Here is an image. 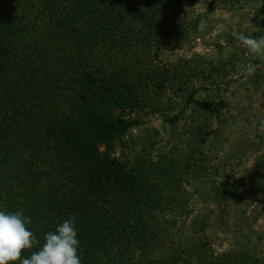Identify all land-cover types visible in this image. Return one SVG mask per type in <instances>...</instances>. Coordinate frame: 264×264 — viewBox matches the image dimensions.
<instances>
[{
  "label": "trees",
  "instance_id": "1",
  "mask_svg": "<svg viewBox=\"0 0 264 264\" xmlns=\"http://www.w3.org/2000/svg\"><path fill=\"white\" fill-rule=\"evenodd\" d=\"M148 1L0 0V210L23 209L30 218L26 226L39 244L23 258L75 217L82 264H134L141 253L146 264H185L193 257L201 263L192 264H259L239 251L217 253L201 243L205 237L186 243L170 222L157 224L151 202L140 216L145 181L100 147H113L130 125L115 111L139 104L124 68L131 55L124 47L126 12ZM107 17L121 25L118 31L102 25ZM55 84L60 91L52 90ZM119 196L138 198L129 205L133 211L117 203ZM152 243L155 250L167 245L156 258L148 257Z\"/></svg>",
  "mask_w": 264,
  "mask_h": 264
},
{
  "label": "rangeland",
  "instance_id": "2",
  "mask_svg": "<svg viewBox=\"0 0 264 264\" xmlns=\"http://www.w3.org/2000/svg\"><path fill=\"white\" fill-rule=\"evenodd\" d=\"M176 3H132L126 12L124 68L139 104L115 111L130 125L113 147H100L145 181L140 216L151 202L157 224L170 222L186 243L205 237L201 243L217 253L239 251L264 264V68L244 78L237 65L259 60L233 35L264 36V0H180L168 12ZM109 18L102 25L118 31ZM117 198L130 212L138 199ZM151 245L149 258L167 246ZM137 255L134 264L148 263ZM193 262L201 259L185 264Z\"/></svg>",
  "mask_w": 264,
  "mask_h": 264
},
{
  "label": "clouds",
  "instance_id": "3",
  "mask_svg": "<svg viewBox=\"0 0 264 264\" xmlns=\"http://www.w3.org/2000/svg\"><path fill=\"white\" fill-rule=\"evenodd\" d=\"M203 22L201 27H203ZM234 37L248 52L254 55L259 63L237 65L238 71L247 79L264 68V36L254 37L242 32H234ZM259 132L264 135V120L259 123ZM30 218L23 216V209L18 212L0 210V264H82L78 255V233L75 217L60 223L55 231L45 234V242L30 257L23 258L26 249L39 244L35 234L26 226Z\"/></svg>",
  "mask_w": 264,
  "mask_h": 264
}]
</instances>
